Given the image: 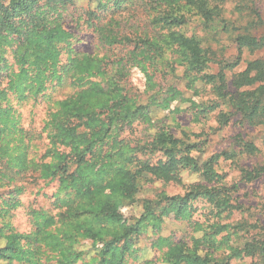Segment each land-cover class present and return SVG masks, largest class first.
I'll use <instances>...</instances> for the list:
<instances>
[{
    "label": "trees",
    "instance_id": "obj_1",
    "mask_svg": "<svg viewBox=\"0 0 264 264\" xmlns=\"http://www.w3.org/2000/svg\"><path fill=\"white\" fill-rule=\"evenodd\" d=\"M81 1L0 0V45L14 46L17 64V72L6 74V86L0 89V101H6L5 105L0 103V139L15 124L7 91L22 101L42 93L45 82L60 84L66 76L77 88L71 97L57 101L47 123L53 129L45 153L50 161L33 163L32 168L33 172L39 169L43 179L57 180L52 195L57 211L33 210L29 213L31 229L24 233L4 221L2 229L8 232L3 235L0 260L38 264L47 254L54 264H126L129 257L137 258L134 238L157 234L164 218L170 216L187 220L193 232L201 234L179 241L159 235L153 244L166 241L167 245L160 255L162 264H235L231 259L264 254V240L256 237L240 246L231 244V234L238 232L236 225L222 222L239 207L232 203L236 185L225 186L217 171L219 159L230 158L229 153H213L200 160L192 152H201L204 142L190 138L200 133L181 131L178 136L174 129L158 124L160 119L153 120L150 109L166 110L174 100H186L175 84H168L164 91L155 89L157 74L163 75L169 68L174 72L180 66L186 88L196 94L198 82L211 84L215 96L226 102L230 93L225 73L222 69L214 74L206 71L211 50L202 45L197 34L185 30L192 20L205 26L214 24L224 0ZM86 28L105 49L103 54L75 47L84 37L80 31ZM235 34L239 47L251 51L264 47V35ZM112 47L122 50L121 54L109 55ZM61 53L66 55L63 64H59ZM232 65L225 63L221 68ZM263 68L260 59L249 62L240 83L233 80L235 87L244 84L248 89L241 91L239 98H227L241 122L250 125H264ZM132 69L144 75V94L151 90L144 102L143 91L134 90L127 82ZM257 81L260 83L251 87ZM219 105L217 100H191L190 104L197 118ZM230 113L220 111V126L228 122ZM258 116L262 119L255 121ZM139 126L147 130L146 135L136 133ZM239 142L246 151H254L251 142L240 138ZM184 171L197 173L201 180L189 183L182 195L160 191L152 197L136 198L146 184L181 183ZM262 171L264 165L242 169V178L250 181ZM198 197L212 205L210 214L215 221L201 224L191 220L193 201ZM14 201L10 193L2 199L0 209L8 212ZM134 204L141 206L139 216H124L123 209ZM224 231L226 234L218 238ZM83 241L90 242L94 250L88 260L77 249ZM224 248L228 253L222 251ZM143 264H152V260Z\"/></svg>",
    "mask_w": 264,
    "mask_h": 264
},
{
    "label": "rangeland",
    "instance_id": "obj_2",
    "mask_svg": "<svg viewBox=\"0 0 264 264\" xmlns=\"http://www.w3.org/2000/svg\"><path fill=\"white\" fill-rule=\"evenodd\" d=\"M81 3L85 4L86 0H82ZM185 30L187 34H197L201 38L202 45L211 50L210 57L212 60L208 63L206 71L214 74L222 69L225 73L227 92L230 95L226 96V102H222L212 92V85L202 82L197 83L198 92L194 94L193 90L186 88L185 82L181 78L182 67H175L174 72H170L169 68L166 69L165 74H157L158 86H155V89L164 91L168 84H175L183 92L186 100H174L169 109L166 110L151 106L153 120L160 119L161 123L158 124H164L165 127L174 129L173 131L178 136H181V131L200 133L197 137L190 136L191 139L204 142L200 147L203 149L201 152H192L200 160L213 153H229L230 158L223 159L222 156L219 159L217 171L222 174L225 186L236 185V188L233 189L236 191L232 196L234 199L232 203L239 205V207L235 208L230 216L222 221L236 225L238 232L231 234L230 243L240 246L245 240H250L252 237L264 240V171L250 181L242 178V169L253 170L264 165V125H250L245 121L241 122L239 115L235 114V110L230 107V100L227 99L229 97L233 100L239 98V93L248 89L249 86L244 84L238 88L235 87L233 80L237 78V82L240 83L241 79L244 78L242 72L245 71L249 62L260 59L264 65V47L251 51L247 47H239L235 41V33L237 32L250 33L256 37L264 35V0H224L222 13L214 24L205 26L200 20H192ZM80 32L84 37L81 42L75 44V47H80L83 51H98L100 54L105 52V49L100 48L95 39L91 38L90 29L86 28ZM13 47L6 44L0 45V68L4 64L6 65L0 70V89L6 86L8 80L6 74L10 73L11 70L17 72V64L12 53ZM121 51L112 47L107 53L118 55L121 54ZM65 57L64 53L60 54L61 61L59 64L65 63ZM167 57L170 61H174L172 56L167 55ZM225 63H234V65L221 68ZM158 68H162V65H158ZM249 74H255V70ZM63 78L64 80L60 84L55 81L45 82L46 88L42 93L31 95L22 101L7 91L8 105L12 108L15 126L12 125L10 130H6L4 139H0V152L3 153V156L0 157L2 163L0 165L2 168L0 174V206H4L2 199H7L10 193L14 197L15 204L14 208H7L8 212L0 209V247L5 243L3 235L8 232L7 229H2L4 221H10L11 228L24 233L31 229L29 213H32L33 210L51 211L52 213L57 211L54 208L52 196L57 189V180L43 179L39 177V169L36 167V172H33L32 168L33 163L50 161V157L45 156V153L49 146L47 137L53 129L51 130L47 123L51 113L57 108V101L69 98L77 91V88L70 81V76ZM127 82L134 90L143 91V102L147 100L151 90L144 94L145 78L139 70L132 69ZM258 83L260 82H255L251 87L257 86ZM191 100L195 102L217 100L220 105L208 114L197 118L192 115ZM0 103L5 105L6 101L3 100ZM176 108L178 111H174ZM220 111L231 112L228 122L222 126L219 125L218 120ZM261 119L262 117L258 116L255 121ZM146 131L144 127L139 126L136 133L146 135ZM239 138L251 142L255 147L254 151H246L241 146ZM200 180L201 177L197 173L184 171L181 183L155 181L146 184L143 190L136 195V198L152 197L160 191H164L167 195H182L187 190L189 183ZM193 206L192 221L206 224L216 220L210 214L212 205L206 199L198 197L193 201ZM140 212V204H134L123 209V214L126 217L132 213L138 217ZM192 234L198 236L201 232L194 233L187 220H177L173 216L165 217L157 234H141L139 238H134L137 258L129 257L126 264H143L147 259L152 260V264H162L160 255L162 251L167 249L166 241L160 245H155V243L153 244L155 239L160 235L170 241L187 240ZM225 234L226 231L217 237L220 238L221 235ZM77 249L82 250L85 260H88L94 252L88 241H83L77 246ZM222 251L228 253L225 248ZM252 261L264 264V254L253 258L231 259V262L235 264H248ZM0 264H7V262L0 260ZM12 264L26 263L14 261ZM38 264H54V260L47 259V254H44Z\"/></svg>",
    "mask_w": 264,
    "mask_h": 264
}]
</instances>
